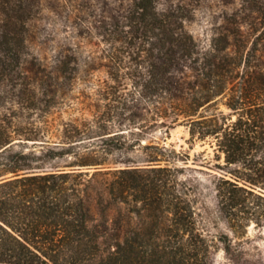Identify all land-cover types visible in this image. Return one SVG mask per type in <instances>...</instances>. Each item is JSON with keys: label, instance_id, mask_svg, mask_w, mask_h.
Wrapping results in <instances>:
<instances>
[{"label": "trees", "instance_id": "trees-1", "mask_svg": "<svg viewBox=\"0 0 264 264\" xmlns=\"http://www.w3.org/2000/svg\"><path fill=\"white\" fill-rule=\"evenodd\" d=\"M225 6L202 45L191 0H0V264H213L195 185L161 163L180 153L145 140L178 126L224 160L215 190L232 230L264 225V0ZM45 12L79 40L51 70L25 66ZM93 72L111 83L64 121L57 99ZM136 149L143 164L125 157Z\"/></svg>", "mask_w": 264, "mask_h": 264}, {"label": "rangeland", "instance_id": "rangeland-1", "mask_svg": "<svg viewBox=\"0 0 264 264\" xmlns=\"http://www.w3.org/2000/svg\"><path fill=\"white\" fill-rule=\"evenodd\" d=\"M159 2L163 4L166 0H159ZM191 3V9L194 12L193 20L187 24V27L202 45H207L213 32L223 24L222 13L226 7L225 4L229 7L232 4L237 6L239 0H191ZM45 13L38 20L30 23L28 50L30 54L26 57L25 66H31L32 63H36L34 59L39 58V62L44 64L43 67H48V70H51L55 66L54 56L66 48H75L74 43L79 40L70 39L69 30H66L59 22L55 24L51 18L52 15ZM82 46L80 49L82 56L79 57L81 65L84 58L93 49L92 46L85 43ZM84 74H82V78H86V81L83 79L77 81L72 86V90H69L68 98L56 101V106L62 110V119L66 122L71 116L81 115L80 110L85 106L81 102L87 101L84 95L93 94L98 85L105 84V81L111 83L105 73L93 72L89 74L90 76ZM88 78L91 80L89 83ZM2 96L0 104L10 107L11 96ZM220 110L228 112L223 105H220ZM24 113L26 117L28 114ZM24 120L28 119L22 118V121ZM189 138L188 129L185 126H178L172 129L169 134L159 129L153 131L145 140L166 147L168 152L174 150L180 153L181 157H175L171 161L163 160L161 163L182 168L180 177L186 178L195 185L197 196L195 207L199 213L200 226L215 239L218 245V249L213 253V264H264V225L259 226L251 223L241 234L232 230L220 209L215 190L218 177L225 172L220 168L224 164V160L218 158L212 146V139L190 141ZM125 157H131L139 164H143L146 159L142 149L131 151ZM119 165H123V163ZM123 207V211L128 214L130 207L127 205H123ZM91 213L95 221L102 218L96 200L91 201ZM115 213L116 208L112 205L106 211L108 216H113ZM228 244H230L229 250L226 249Z\"/></svg>", "mask_w": 264, "mask_h": 264}]
</instances>
